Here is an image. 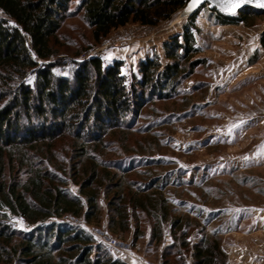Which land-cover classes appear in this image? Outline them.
Here are the masks:
<instances>
[{"label":"trees","instance_id":"trees-1","mask_svg":"<svg viewBox=\"0 0 264 264\" xmlns=\"http://www.w3.org/2000/svg\"><path fill=\"white\" fill-rule=\"evenodd\" d=\"M187 1L0 0V264H128L85 229L61 221L67 214L97 224L106 217L111 231H133L135 242L145 219L152 222L150 242H161L169 227L176 251L167 247L162 264H186L181 249L190 246L193 264H228L217 231L203 229L197 242L187 241L191 213L177 212L190 206L172 193L188 185L185 170L155 157L150 139L130 136L154 134L152 119L139 124L147 111L181 97L184 81L208 62L197 57L200 10L164 42L162 56L141 59L130 76L120 60L59 57L71 18L99 43L129 23L168 20ZM207 6L213 24L264 19L252 8L232 15ZM11 216L28 228L17 229Z\"/></svg>","mask_w":264,"mask_h":264},{"label":"rangeland","instance_id":"rangeland-1","mask_svg":"<svg viewBox=\"0 0 264 264\" xmlns=\"http://www.w3.org/2000/svg\"><path fill=\"white\" fill-rule=\"evenodd\" d=\"M181 10L156 25L129 23L99 43L79 17L71 18L61 30L59 57L83 60L88 52H95L107 63L122 61V71L130 76L141 59L163 55L164 42L188 21ZM209 10L205 5L196 18L197 44L203 47L197 57L208 62L184 81L181 97L158 102L155 112L147 111L149 116L139 124L152 119L154 134L130 136L133 141L150 139L146 144L152 143L155 157L173 160L176 169L185 170L188 185L172 193L176 202L184 199L194 208L177 212L191 213L186 237L190 245L200 239L203 229L217 231L228 264H264V49L260 46L264 19L218 25L208 19ZM0 16H5L1 9ZM64 67L56 69L70 66ZM149 151L148 147L145 152ZM105 220L92 224L106 226ZM10 221L17 229L28 228L21 217L11 216ZM151 227L145 219L144 235L136 242L133 231L117 235L129 240L137 254L163 263L167 247L176 251L171 246L174 238L167 227L161 242H150ZM181 251L186 264H193L191 246Z\"/></svg>","mask_w":264,"mask_h":264},{"label":"built area","instance_id":"built-area-1","mask_svg":"<svg viewBox=\"0 0 264 264\" xmlns=\"http://www.w3.org/2000/svg\"><path fill=\"white\" fill-rule=\"evenodd\" d=\"M95 55V52H88L86 56L89 58ZM60 220L85 229L96 239L97 242L108 249L124 252L130 256L136 257L139 261H142L145 264H162L160 262L151 261L142 255L137 254L129 240L114 234L107 226L94 225L88 223L83 216L71 214L64 215Z\"/></svg>","mask_w":264,"mask_h":264},{"label":"water","instance_id":"water-1","mask_svg":"<svg viewBox=\"0 0 264 264\" xmlns=\"http://www.w3.org/2000/svg\"><path fill=\"white\" fill-rule=\"evenodd\" d=\"M219 2H220V0H201V3H199L195 7H193L191 9V11H186V9L189 7V4H190V0H188L181 10V17L188 19L189 17H191L195 13H197L205 5H211V6L217 8V9H219L222 12L227 13V14H235V13H237L243 9H247V8H252V9L260 11V13H264V7L258 6V0H242V3L240 4L239 7L236 8V10L234 12L223 11L219 7Z\"/></svg>","mask_w":264,"mask_h":264},{"label":"snow or ice","instance_id":"snow-or-ice-1","mask_svg":"<svg viewBox=\"0 0 264 264\" xmlns=\"http://www.w3.org/2000/svg\"><path fill=\"white\" fill-rule=\"evenodd\" d=\"M201 3V0H190L189 7L186 9V11H191L193 7H195L197 4ZM242 3V0H220L219 7L226 12H234L237 7L240 6ZM258 6L264 7V0H258ZM108 57H106L107 59ZM54 72H58L59 70L53 69ZM229 135H231V129L229 130ZM264 148V145L261 146ZM247 157H245L246 159Z\"/></svg>","mask_w":264,"mask_h":264},{"label":"crops","instance_id":"crops-1","mask_svg":"<svg viewBox=\"0 0 264 264\" xmlns=\"http://www.w3.org/2000/svg\"><path fill=\"white\" fill-rule=\"evenodd\" d=\"M123 27H124V26L119 27L118 29H121V28H123ZM105 221L107 222V219H106ZM106 222H105V223H106ZM106 226H107V225H106ZM112 252H113L116 256L122 258V259H123L124 261H126L128 264H141V263L139 262V260L136 259V257H132V256H130V255L124 253V252L116 251V250H112Z\"/></svg>","mask_w":264,"mask_h":264},{"label":"bare ground","instance_id":"bare-ground-1","mask_svg":"<svg viewBox=\"0 0 264 264\" xmlns=\"http://www.w3.org/2000/svg\"><path fill=\"white\" fill-rule=\"evenodd\" d=\"M178 19H180V18H178Z\"/></svg>","mask_w":264,"mask_h":264}]
</instances>
